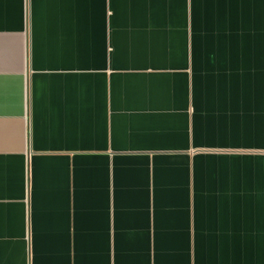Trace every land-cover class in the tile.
<instances>
[{
	"label": "crops",
	"instance_id": "0c3cea01",
	"mask_svg": "<svg viewBox=\"0 0 264 264\" xmlns=\"http://www.w3.org/2000/svg\"><path fill=\"white\" fill-rule=\"evenodd\" d=\"M0 264H264V0H0Z\"/></svg>",
	"mask_w": 264,
	"mask_h": 264
}]
</instances>
